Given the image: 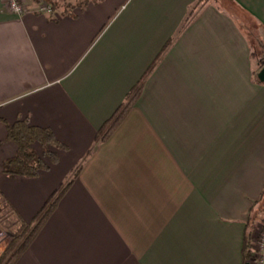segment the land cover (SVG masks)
<instances>
[{"label": "crops", "instance_id": "crops-1", "mask_svg": "<svg viewBox=\"0 0 264 264\" xmlns=\"http://www.w3.org/2000/svg\"><path fill=\"white\" fill-rule=\"evenodd\" d=\"M196 2L23 0L17 16L0 0V201L30 225L81 167L16 264L252 260L245 238L264 192V85L239 17L264 34V0H209L176 36ZM45 4L52 14L37 13ZM173 38L128 115L96 145ZM19 118L66 147L36 178L3 172L18 153L6 124Z\"/></svg>", "mask_w": 264, "mask_h": 264}, {"label": "trees", "instance_id": "trees-1", "mask_svg": "<svg viewBox=\"0 0 264 264\" xmlns=\"http://www.w3.org/2000/svg\"><path fill=\"white\" fill-rule=\"evenodd\" d=\"M208 1L209 0H197L195 5L189 8L188 15L176 36H178V34H180L187 27L193 18L206 6ZM48 6H50L54 12L55 7L52 5ZM175 38L167 42L148 72L131 90L125 98L124 103L117 109L111 119L107 121L103 128L99 131L96 139V145L105 142L128 115L132 107L137 102L148 76L167 53ZM252 58L255 60L254 53H252ZM257 63L259 68L255 72V79L259 82L257 75L264 66V62L262 61V64L259 62ZM0 121L6 123L2 118H0ZM6 126L8 131V140L17 146L18 153L16 157L4 163L3 172L5 175L11 177L19 176L36 178L41 173L50 170L52 165L57 164L59 161L58 153L66 150V147L56 139L51 130L32 126L28 118H19L14 124H6ZM36 146L41 147V154H39L36 150ZM80 171L81 167L74 172L73 176L66 183L62 184L59 189L53 193L30 225H26L18 221L20 227L11 239L10 244L0 255V264H16L19 257H21V255H23L30 248L43 225L53 214L57 205L69 190L74 180L79 176ZM4 209L8 210L9 208L5 204L4 207L0 205V214ZM9 212L12 214L10 209ZM263 212L264 192L261 198L251 208L247 220L248 233L245 238V259L247 262L252 259V244L254 240L253 232L257 227L255 223Z\"/></svg>", "mask_w": 264, "mask_h": 264}, {"label": "rangeland", "instance_id": "rangeland-1", "mask_svg": "<svg viewBox=\"0 0 264 264\" xmlns=\"http://www.w3.org/2000/svg\"><path fill=\"white\" fill-rule=\"evenodd\" d=\"M239 18L241 20V27L247 34V37L252 44L253 53L255 54V61L262 64V61L264 59V34L259 30L258 26L251 22V20L245 17ZM40 148L41 147L39 146V149ZM0 205L4 207V204H2L1 201ZM259 217L264 219V212ZM263 223L264 221L262 222V224ZM19 227V223H17L15 217H13V214L9 212V209H4L0 214V247H3L5 249L7 248ZM255 230L256 233L260 231L258 226Z\"/></svg>", "mask_w": 264, "mask_h": 264}, {"label": "built area", "instance_id": "built-area-1", "mask_svg": "<svg viewBox=\"0 0 264 264\" xmlns=\"http://www.w3.org/2000/svg\"><path fill=\"white\" fill-rule=\"evenodd\" d=\"M6 7L13 15L21 16L25 13L23 0H5ZM37 13L52 14V8L48 5L38 6ZM260 231L254 236L252 244V260L248 264H264V223L260 226Z\"/></svg>", "mask_w": 264, "mask_h": 264}, {"label": "water", "instance_id": "water-1", "mask_svg": "<svg viewBox=\"0 0 264 264\" xmlns=\"http://www.w3.org/2000/svg\"><path fill=\"white\" fill-rule=\"evenodd\" d=\"M257 79L258 81L264 85V66L261 68V70L259 71L258 75H257Z\"/></svg>", "mask_w": 264, "mask_h": 264}, {"label": "flooded vegetation", "instance_id": "flooded-vegetation-1", "mask_svg": "<svg viewBox=\"0 0 264 264\" xmlns=\"http://www.w3.org/2000/svg\"><path fill=\"white\" fill-rule=\"evenodd\" d=\"M263 62H264V59H263Z\"/></svg>", "mask_w": 264, "mask_h": 264}]
</instances>
